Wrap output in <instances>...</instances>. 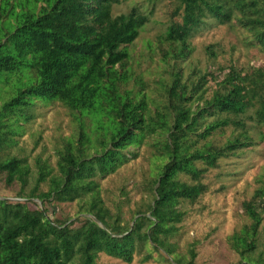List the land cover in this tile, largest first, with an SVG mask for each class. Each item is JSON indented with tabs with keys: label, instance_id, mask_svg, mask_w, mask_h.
Returning <instances> with one entry per match:
<instances>
[{
	"label": "trees",
	"instance_id": "trees-1",
	"mask_svg": "<svg viewBox=\"0 0 264 264\" xmlns=\"http://www.w3.org/2000/svg\"><path fill=\"white\" fill-rule=\"evenodd\" d=\"M123 2L0 0V89L13 77L18 82L0 99V174L6 185L19 184L17 200L0 198V264H98L99 254L130 263L140 252L145 262L151 250L168 255V264H195L193 250L183 259L168 241L185 215L180 204L206 191L202 178L221 158L252 144L247 121L264 128V65L227 64L219 80L212 71H183L191 38L212 22L233 23L264 54V0H168L172 7L156 44L167 69L160 101L140 79L137 88L128 86V47L151 10L133 3L113 13L114 4ZM205 48L214 55L211 45ZM208 81L214 82L209 93ZM53 101L68 111L75 128L60 138L53 165L35 155L31 169L26 156L9 151L16 145L10 137L34 117L37 104ZM228 127L237 132L216 143L212 135ZM151 137L148 200L123 223L117 207L111 212L104 206L96 178L137 157ZM72 201L78 210L73 217L48 211ZM240 206L249 223L227 238L237 264H264L259 253L253 255L264 184Z\"/></svg>",
	"mask_w": 264,
	"mask_h": 264
},
{
	"label": "rangeland",
	"instance_id": "rangeland-1",
	"mask_svg": "<svg viewBox=\"0 0 264 264\" xmlns=\"http://www.w3.org/2000/svg\"><path fill=\"white\" fill-rule=\"evenodd\" d=\"M133 3L141 4L146 10L150 9L151 14L149 21L140 29L137 39L128 47L130 59L127 66L131 71L128 86L137 88L135 81L140 79L144 91L152 100L160 101L163 96L161 82L167 76V69L161 62L156 44L167 24L172 5L168 0H125L121 4H114L112 11L126 12ZM246 37V33L233 23L212 22L201 28L190 40L193 51L183 63L184 74L193 67L212 71L219 80L226 72L227 64L236 68L264 65V54L257 45H248ZM207 45H211L213 56L207 53ZM17 84L16 79L11 78L7 85L1 87L0 99L4 91H8L13 85L16 88ZM207 86L209 93L214 82L208 81ZM33 115L29 121L20 122V127L14 129L16 134H12L10 138L16 145L9 149L11 153L26 156L31 169L35 155L48 158L53 165L54 150L59 145L60 138L69 135L75 128L72 116L55 101L46 102L44 105L37 104ZM246 128L252 144L234 155L221 158L218 166L208 169L202 178L206 191L195 202L180 204L185 215L178 223L177 233L168 239L175 246L176 256L188 260L189 250H193L195 264H237L239 256L227 238L249 223L240 202L248 199L257 187L264 184V128L251 121L246 122ZM236 132L237 130L228 127L212 137L216 143H221L230 137V133ZM151 138L145 139L137 148V157L121 165L113 173L96 178L104 206L111 212L117 207L123 223L129 224L134 210L142 207V203L148 200L145 181L149 177L154 159ZM18 189L17 182L6 185L0 174V198L14 202L18 199ZM42 189H46L44 184ZM36 200L34 198L32 201L38 205ZM29 206L32 207L33 204ZM48 211L54 217L64 218L73 217L78 210L76 202L72 201L52 204ZM261 215L262 220L255 236L256 248L253 251L256 258L258 253L264 258V212ZM142 254L136 253L130 263L99 254L97 263L168 264L170 261V257L161 250H151V258L145 262L140 261Z\"/></svg>",
	"mask_w": 264,
	"mask_h": 264
}]
</instances>
